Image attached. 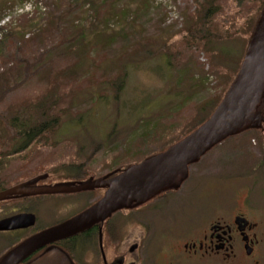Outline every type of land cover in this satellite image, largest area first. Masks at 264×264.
<instances>
[{
	"label": "rangeland",
	"instance_id": "374dc122",
	"mask_svg": "<svg viewBox=\"0 0 264 264\" xmlns=\"http://www.w3.org/2000/svg\"><path fill=\"white\" fill-rule=\"evenodd\" d=\"M261 1L217 0L207 37L194 32L195 0H0V188L71 163L99 177L178 142L211 112L239 67ZM44 101L55 103V133L4 157L15 146L4 120ZM189 170L170 226L190 230L199 221L194 212L237 201L259 225L264 264V123ZM167 234L145 236L143 264H220L172 254V242L162 244Z\"/></svg>",
	"mask_w": 264,
	"mask_h": 264
},
{
	"label": "flooded vegetation",
	"instance_id": "af4514ba",
	"mask_svg": "<svg viewBox=\"0 0 264 264\" xmlns=\"http://www.w3.org/2000/svg\"><path fill=\"white\" fill-rule=\"evenodd\" d=\"M84 166L85 164L71 163L61 172H57L58 169H47L12 186L0 188V191L14 186L33 190L53 185L74 187L80 182L92 181L105 175L111 177L119 171L115 169L94 177L92 170L85 169ZM189 169L188 177L179 187L163 191L141 205L116 211L104 221L73 236L48 243L16 264H31L49 253L62 254L68 264H143L145 236L154 235L159 229L167 230L168 234L162 244L164 247L163 242L171 241L169 249L172 254H182L185 258L200 261L213 259L220 264H259L256 253L262 240L259 225L238 207L237 201L226 210L194 212L199 221L190 230L170 226L175 213L173 204L178 199L181 186L190 177ZM104 191L105 188L67 193L22 194L1 200L0 220L17 214H30L33 222L25 227L0 228V258L27 238L90 207ZM9 201L14 204L2 205ZM161 224L167 226L163 228Z\"/></svg>",
	"mask_w": 264,
	"mask_h": 264
},
{
	"label": "water",
	"instance_id": "95a60500",
	"mask_svg": "<svg viewBox=\"0 0 264 264\" xmlns=\"http://www.w3.org/2000/svg\"><path fill=\"white\" fill-rule=\"evenodd\" d=\"M264 96V3L249 36L238 70L211 115L187 136L162 152L132 164L109 177L83 181L74 187L42 186L36 190L14 186L0 191V201L17 195L53 194L105 188L90 207L20 242L4 253L0 264H16L34 250L89 229L114 212L141 205L157 194L179 187L188 169L226 139L258 129L264 117L257 112ZM32 215L17 214L0 220V228L32 224ZM25 223V224H24ZM31 264H68L60 253L46 254Z\"/></svg>",
	"mask_w": 264,
	"mask_h": 264
},
{
	"label": "trees",
	"instance_id": "16d2710c",
	"mask_svg": "<svg viewBox=\"0 0 264 264\" xmlns=\"http://www.w3.org/2000/svg\"><path fill=\"white\" fill-rule=\"evenodd\" d=\"M216 1L217 0H195V5H196L195 18H196L197 22H199V23H198V28H196L194 32H196V33L200 32L203 34V36L207 35V37L211 36L210 35L209 20L211 19V15H213V13L215 12V9L217 8V6L215 4ZM263 3H264V0H262L260 2V4L258 5L257 10L254 14V17L250 22V26H249V30H248V32L250 34H251V31H252L253 26L255 24V21L259 15V12L262 8ZM0 21H1V18H0ZM8 24H6L5 26H7ZM5 28L6 27H4V29ZM42 30L43 29L40 28L39 31L42 32ZM14 34L17 35L20 33L15 32ZM5 36L6 37L8 36L7 41L12 39L11 38L12 33L11 34L7 33V34H5ZM248 39H249V37H248ZM248 39H247V42H248ZM237 70H238V67L235 69L233 74L228 77L224 87L222 88V90L220 92L218 99H215L216 101L213 103V105L211 107V112L206 117H204L199 122V124H197L196 127H194V129H196L200 124H202L205 120H207V118L211 115V113L213 112L215 107L218 105V103L223 98V95L225 94L228 86L230 85L232 79L234 78ZM113 86L115 87V89L118 90V88H120L122 86V78L119 77L118 79H116L113 83ZM54 105H55V103H51L50 101H44V102L39 103L37 106H35V108L25 109L28 112H25V110H22V109H17V110H15V112L12 115H10V117H8V119L4 120L6 123V126L10 127V129L12 131L11 137L8 139V141L9 142H15L14 143L15 146L10 149L11 151H6L3 153L4 157L7 158L10 156L17 155L18 153H20L22 151H25L26 149H28L32 145V143L47 144L48 136L55 133V128L58 125V121H59L58 117L55 115H52V113H51L52 111H54ZM263 106H264V96H263L259 106L257 107L258 113H260ZM29 111H31V112H29ZM260 114L264 117V112L260 113ZM262 123H264V121ZM262 123H261V125H262ZM192 131L186 133L179 140H181L182 138L187 136ZM167 148L159 149L156 153L162 152ZM1 154H2V152H1ZM152 155H154V154L145 156V157L141 158L139 161L134 162L132 164L138 163V162L142 161L143 159H146ZM132 164H130V165H132ZM130 165H126L124 167L116 169L119 171H116L115 174L126 169Z\"/></svg>",
	"mask_w": 264,
	"mask_h": 264
}]
</instances>
